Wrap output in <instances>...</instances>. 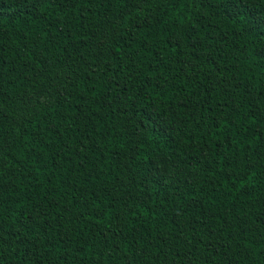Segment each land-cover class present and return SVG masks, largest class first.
<instances>
[{
	"label": "trees",
	"instance_id": "trees-1",
	"mask_svg": "<svg viewBox=\"0 0 264 264\" xmlns=\"http://www.w3.org/2000/svg\"><path fill=\"white\" fill-rule=\"evenodd\" d=\"M0 264H264V0H0Z\"/></svg>",
	"mask_w": 264,
	"mask_h": 264
}]
</instances>
